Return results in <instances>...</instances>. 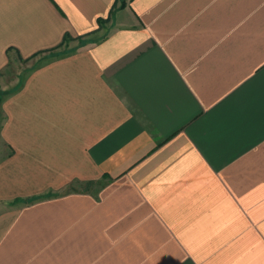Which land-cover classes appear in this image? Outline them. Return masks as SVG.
<instances>
[{"label": "crops", "instance_id": "0c3cea01", "mask_svg": "<svg viewBox=\"0 0 264 264\" xmlns=\"http://www.w3.org/2000/svg\"><path fill=\"white\" fill-rule=\"evenodd\" d=\"M0 264H264V0H0Z\"/></svg>", "mask_w": 264, "mask_h": 264}]
</instances>
